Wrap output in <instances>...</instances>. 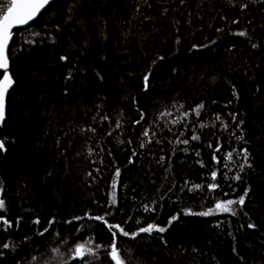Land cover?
Here are the masks:
<instances>
[{"label":"trees","instance_id":"1","mask_svg":"<svg viewBox=\"0 0 264 264\" xmlns=\"http://www.w3.org/2000/svg\"><path fill=\"white\" fill-rule=\"evenodd\" d=\"M8 60L0 264H264V0H53Z\"/></svg>","mask_w":264,"mask_h":264},{"label":"water","instance_id":"2","mask_svg":"<svg viewBox=\"0 0 264 264\" xmlns=\"http://www.w3.org/2000/svg\"><path fill=\"white\" fill-rule=\"evenodd\" d=\"M53 0H10V6L0 19V126L6 118L7 97L15 82L9 71L8 47L14 31L26 28L34 23ZM0 150L5 147L0 140Z\"/></svg>","mask_w":264,"mask_h":264},{"label":"rangeland","instance_id":"3","mask_svg":"<svg viewBox=\"0 0 264 264\" xmlns=\"http://www.w3.org/2000/svg\"><path fill=\"white\" fill-rule=\"evenodd\" d=\"M115 262H116V264H123L122 261L120 260V258L119 259L116 258Z\"/></svg>","mask_w":264,"mask_h":264},{"label":"bare ground","instance_id":"4","mask_svg":"<svg viewBox=\"0 0 264 264\" xmlns=\"http://www.w3.org/2000/svg\"><path fill=\"white\" fill-rule=\"evenodd\" d=\"M33 24V23H32ZM1 140V139H0ZM3 141V140H2ZM3 143H4V141H3ZM4 147H5V145H4ZM0 152H2L1 150H0ZM3 153V152H2Z\"/></svg>","mask_w":264,"mask_h":264}]
</instances>
